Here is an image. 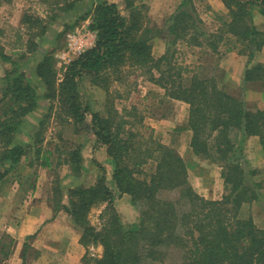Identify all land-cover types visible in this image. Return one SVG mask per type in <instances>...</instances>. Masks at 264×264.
<instances>
[{
  "label": "trees",
  "instance_id": "trees-1",
  "mask_svg": "<svg viewBox=\"0 0 264 264\" xmlns=\"http://www.w3.org/2000/svg\"><path fill=\"white\" fill-rule=\"evenodd\" d=\"M124 1L127 14L116 2L108 0H97L89 8L87 13L91 12L93 18L90 27L96 31L95 44L68 63L58 83L51 57H44L37 63V80L46 89L41 95L38 86L19 69L18 62L0 52V58L12 65L5 71L0 87V181L17 170L23 159L28 161L27 165L33 164L30 149L34 156H41L42 147L36 144L39 141L32 142L35 146L25 143L22 129L41 98L56 99V119L61 125L71 126L76 133L87 132L97 143L95 147H105L115 186L120 193L130 195L134 204L140 205L137 220L129 225L122 224L116 211L109 210L113 190L106 181L104 166H101L103 174L98 175L94 183L84 185L81 181L70 187L67 203L61 202L64 190L59 191L57 185L53 186L56 207L65 208L71 220L81 228L82 242L103 245L102 256L91 257L94 264L155 262L165 257L164 248L173 245L182 249L179 264H264V229L256 226L251 215L243 218L240 213L244 203L257 198L250 184L251 169L247 172L245 168L248 165L243 151L249 136H257L264 145V108H249L242 97L219 86L213 78L194 76L189 83H184L181 73L172 78L175 71H172L168 56L155 58L151 53V40L160 33L162 36L167 33L151 25L141 13V5H136L134 0ZM43 2L49 6L50 19H55L61 12H75L78 2L85 0ZM224 2L229 8V17L222 21L220 32L205 33L193 14L185 9L168 19V32L178 29L179 15H188L194 32L208 39L211 47L217 48V43L226 38L230 44L227 50L248 54L242 75L244 85L251 81L264 82V57L254 59L264 47V28L257 27L252 12L257 8L264 16V0ZM22 21L36 23L40 27V36L46 33L42 18L26 13ZM230 36L234 38L228 39ZM30 44L35 47V40L32 39ZM162 60L166 62L165 69L160 67ZM126 66L148 74L150 81L165 82L167 85L162 84L165 86L164 98L182 100L189 105L187 121L178 128L191 130L190 145L194 153L223 165L221 175L226 193L221 199H207L193 190L188 183L186 162L173 147L155 139L148 141L153 143L146 144L144 149L141 147L143 142L135 146L137 133L125 128L127 120L110 100L98 110L85 99L80 90L81 83L101 87L108 93L109 81L112 77L117 79ZM46 119L47 115L40 121L42 126ZM80 149L78 144L75 149L66 151L67 157L63 161L70 166L66 177L75 182L80 181L89 168ZM56 150L60 158L58 147ZM50 155V150L45 151L39 165L50 167ZM149 157L155 158L156 163L153 171L145 174L139 167L148 163ZM142 172L144 175L139 176ZM173 190L178 191V198L163 196ZM103 203L106 204L100 214L103 224L98 230L89 223L87 215L93 206Z\"/></svg>",
  "mask_w": 264,
  "mask_h": 264
},
{
  "label": "rangeland",
  "instance_id": "rangeland-1",
  "mask_svg": "<svg viewBox=\"0 0 264 264\" xmlns=\"http://www.w3.org/2000/svg\"><path fill=\"white\" fill-rule=\"evenodd\" d=\"M96 1L85 0L83 3L78 2V9L75 12L69 11L65 14L61 12L55 19L54 17L50 19L49 6L43 0H0V52L18 62L19 69L31 78L35 86H38L40 95L46 92V89L37 80L35 73L37 63L44 57H51L56 83L63 78L68 63L78 56L69 50V36L72 33L83 36L87 30L94 31L96 34V31L90 27L93 20L92 13H87ZM108 1L116 2L122 12L128 13L124 0ZM134 1L136 5L142 6L139 9L151 21V25L158 29H164L167 33L164 36L160 33L158 37L151 40V53L155 58L162 55L168 56V60L173 67L172 71H175L172 78H176L177 73H181L184 83H189L191 77L194 76L198 78H213L218 82L219 86L242 97L249 108H264V82H249L246 87L247 91L241 87L243 83L240 76L244 72L243 64L249 59L247 53L241 54L232 50L228 51L227 47L230 44L226 38L217 43V48L211 47L208 44V39L206 40L204 36L194 32L190 20H188V15H179L177 18L179 22L178 29L174 30V32H168V19L179 10L182 11L184 9L190 15L193 14L197 25L202 30H205V33L220 32L223 26L222 21L229 17V8L226 6L224 0H219L224 10L220 9V4L214 0ZM187 12L184 13L187 14ZM252 12L255 15L254 23L257 27L263 29L264 17L259 13L257 8L253 9ZM26 13L42 18L43 23L46 25V33L43 36H40V27L36 26V23L26 24L22 21V17ZM233 38L230 36L228 39L231 40ZM32 39L36 42L35 47L30 44ZM238 43L244 47L241 42ZM244 49L246 50L247 48L244 47ZM168 51L169 53H167ZM230 52L234 54L230 56ZM236 54H240L241 59ZM261 57L260 53L254 55V59L256 60ZM165 63L164 60L161 61L160 67L162 69L167 67ZM11 66L10 63L0 58V87L4 82L5 71L10 69ZM153 71L156 76H159L156 69L153 68ZM148 76V74L141 73L138 69L126 66L122 69V73L116 76L117 79L112 77L109 81L108 93L106 89L95 85L90 86L88 83H83V85L81 83L80 90L84 93L85 99L89 100L95 109L102 110L105 107V102L110 100L112 106L127 120L128 123H126L125 128H129L137 133L135 146H139L143 142L144 144H141V147L144 149L146 144L153 143L148 141H154L155 139L176 150L177 146H174L173 140L179 138L184 140L185 131L175 130L174 126L175 124L179 125L185 108L180 106L183 104L175 102L176 100L172 101V104L169 98L163 97L165 95V86L162 84L167 85L165 82L159 80V82L155 83L150 81ZM178 79L177 76V81ZM1 94L0 91V96ZM57 106L58 102L56 99L41 98L36 110L30 115L31 117L27 120L26 126L22 129L21 136L25 143L27 142L31 146H35L32 142L34 143L36 140L39 141L36 144L42 147L40 157L34 156L33 149H30L29 157L33 161L32 165L40 166L39 163L43 158V154L45 151L50 150L52 152V155H50L51 165L50 167H43L52 169V179H56V182L53 180V186L57 185L59 191L63 189L62 193L67 200L68 189L75 183H80L81 180L75 182L74 179L66 177L69 174L70 166L68 163H63V161L67 157L66 151L75 149L79 144L81 146L80 152L84 160L87 161V166H89L88 169H91L87 179L82 183L84 185L94 183L97 176L102 173L101 166H104L106 181L113 190V199L109 210H115L121 223L124 225H129L136 221L140 212V205L134 204L130 195L120 193L115 186L114 180L111 177L112 166L108 161L109 157L105 147H95L97 143L95 140L89 138L87 132L76 133L71 126L61 125L55 116ZM45 115H47V119L42 126L40 121ZM127 134L124 135L127 136ZM259 142L261 147H263V150L259 153L250 149L251 147H248L249 150H246L245 147L243 151L247 165L249 166L245 168L246 171L248 168L251 169L249 178L252 179V183L250 184L253 186L257 198L251 203H244L240 213H242L243 218H248L251 215L256 226L264 229V145L260 140ZM57 147L60 150V158L58 150H56ZM148 161L150 163L148 162L139 167L145 174L152 172L153 166L156 163L153 157H149ZM132 165L133 162L130 161L129 166L132 167ZM188 168V183L199 196L205 198V196L211 193L215 197L214 200H219L226 193L225 187L222 186L223 182L218 179L219 182L210 183V179H208L210 176L204 170L200 175L202 183H200L201 180L199 179V184L195 186L190 180ZM196 169L195 167L194 170ZM214 170L216 171L215 167ZM144 173L139 176H143ZM199 188L204 191L202 192L205 193V196ZM163 196L176 199L178 198V191L165 192ZM105 207L106 204L104 203L95 207L93 206L87 215L89 223L98 230H100L103 224L100 214ZM181 207H185V205ZM106 217L107 215L104 216V219ZM96 246L99 249H96L95 257H100L103 254V245L99 243ZM180 248L179 245L164 248L166 255L163 259L155 262L146 261L144 264H179L182 255V249Z\"/></svg>",
  "mask_w": 264,
  "mask_h": 264
},
{
  "label": "crops",
  "instance_id": "crops-1",
  "mask_svg": "<svg viewBox=\"0 0 264 264\" xmlns=\"http://www.w3.org/2000/svg\"><path fill=\"white\" fill-rule=\"evenodd\" d=\"M214 1L220 4V9L223 8L219 0ZM230 53V56L234 54ZM260 54L262 57L258 60L264 57V47ZM238 56L240 57V54ZM243 65L245 70L246 63ZM247 84L241 85L246 91ZM170 100L172 103L176 99ZM175 102L183 104L180 106L185 110L179 125L173 126L175 130H184L185 135L184 140L179 138L173 140V143L175 147L177 146L176 151L189 167L190 180L195 186L200 180L202 183L200 175L204 170L210 176L208 178L210 183L219 182L220 179L224 187V179L221 175L223 165L194 153L190 145L191 130L178 128L187 121L188 104L182 100ZM244 144L246 150H249L248 147L256 153L263 150L257 136H249ZM27 163L28 161L23 159L17 170L0 181V264H94L91 259L95 258L98 246L82 242L81 228L71 220L65 208L56 207L57 197L53 192L52 169L41 165H27ZM90 171L91 169H87L81 175V181L87 179ZM198 192L201 194L199 190ZM205 198L214 200L215 197L209 193ZM61 202L67 203L64 195Z\"/></svg>",
  "mask_w": 264,
  "mask_h": 264
},
{
  "label": "built area",
  "instance_id": "built-area-1",
  "mask_svg": "<svg viewBox=\"0 0 264 264\" xmlns=\"http://www.w3.org/2000/svg\"><path fill=\"white\" fill-rule=\"evenodd\" d=\"M95 38V32L90 30H87L83 36L72 33L68 40L69 50L76 55H80L86 49L94 46Z\"/></svg>",
  "mask_w": 264,
  "mask_h": 264
}]
</instances>
